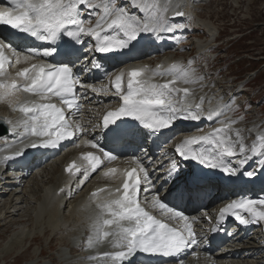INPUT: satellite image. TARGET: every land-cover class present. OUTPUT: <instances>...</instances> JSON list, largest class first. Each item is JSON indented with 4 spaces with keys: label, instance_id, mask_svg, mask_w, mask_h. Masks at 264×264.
<instances>
[{
    "label": "snow or ice",
    "instance_id": "obj_1",
    "mask_svg": "<svg viewBox=\"0 0 264 264\" xmlns=\"http://www.w3.org/2000/svg\"><path fill=\"white\" fill-rule=\"evenodd\" d=\"M10 6L0 8V24L10 26L12 29L21 33L30 34L33 37H40L45 40L55 41L58 36L66 35L72 38L63 49V55L69 58L76 56L78 49L77 43L82 42V35L95 37V51L98 53H109L129 49L134 41H138L143 34H149L154 39L165 33H173L175 28L173 24L167 23L163 19L157 18L151 9L155 5L150 3L137 4L129 0L128 4L121 3L117 6L114 2L94 4L93 0H5ZM103 7L105 16L96 22L95 27H84L85 19H80L81 12L86 9L89 13L98 12ZM126 9H131L129 12ZM143 13L145 15H138ZM114 15L115 18L108 22L107 17ZM176 16L183 17L182 12H177ZM79 23L75 30L68 26H74ZM105 26L109 30L116 31V35H102ZM46 33V35H44ZM5 44L0 42V74L3 73L4 64L7 62L5 57ZM57 51L56 48H49L43 51L45 57L52 55ZM14 56L20 54L12 49ZM28 59L27 56L24 57ZM163 75V73H160ZM27 81L21 87L25 92L39 94L42 98L48 99L49 94L60 97L64 104L72 107V101L66 99L68 95L73 94L77 80L73 78L72 67L69 63H63L56 67L51 65H33L31 72L25 68L18 73ZM142 75L139 70H133L130 73L131 79L127 84V92L122 95L123 106L118 111H110L103 118L104 127L109 130L113 125H117L119 117H131L137 125L152 130L153 132L167 128L178 117L185 120H199L200 106L195 110H186L177 108L168 97L173 93L182 91L185 96L189 90L177 89L173 87L175 81H169L163 84L142 82L137 78ZM17 84L12 82L10 85L0 84V88L17 89ZM115 89L120 92L122 89L121 77L115 81ZM96 91V89H92ZM24 113H33L29 126L32 135L38 137H48L43 141V147H55L57 142L72 133L67 131L69 125L65 119V113L62 108L53 103L32 104L31 107H22ZM219 115V114H217ZM205 119H213V114L209 113ZM223 126L215 129L207 136L192 137L184 140L173 151L184 160L195 161L196 163L207 166L209 169H217L224 173L228 178H235L241 173L238 166L225 164L222 157H232L237 154L236 149L229 143L230 137L227 135L231 131L228 123L221 122ZM117 127H119L117 125ZM237 137L240 133L237 131ZM55 139H52V137ZM207 143L211 148L193 149L191 145ZM260 148L264 149V135L259 138ZM226 145V146H225ZM34 143L32 147H36ZM92 147H98L92 144ZM103 151V149H101ZM243 156L241 164L247 163L245 148L239 149ZM254 156L264 155V152L257 151L253 146ZM22 153H17L21 155ZM109 160L115 159L110 153L105 152ZM89 161H97V158L89 153L84 157ZM93 164V170L95 169ZM75 165L70 166L67 171L71 172ZM79 171V169H77ZM179 171L178 166L173 164V168L166 172V177L172 179ZM109 172H115V169H109ZM264 173V167L257 172L255 169L244 172L243 175L254 180L258 175ZM147 176V171H144ZM127 179L123 183V197L103 205L114 219L103 220V225H116L114 232L103 231V237L114 236L116 242L114 246L119 251L105 254L111 256L115 261H127L137 251L142 253H162L164 255H176L190 243H195V233L192 224L188 223L189 217L179 210H174L167 203L159 199V193L156 194L155 204L160 210L170 214V218L183 220L184 230L171 227L169 224L156 219L137 203L136 193L141 184L137 176V169L133 168L127 172ZM119 191V189H117ZM115 205V207H113ZM232 212L235 218L241 223H247L241 213L249 214L253 219L264 220V198L262 199H239L235 200L221 211V216ZM122 221H127L128 226H123ZM92 241H89L91 245Z\"/></svg>",
    "mask_w": 264,
    "mask_h": 264
},
{
    "label": "rangeland",
    "instance_id": "obj_2",
    "mask_svg": "<svg viewBox=\"0 0 264 264\" xmlns=\"http://www.w3.org/2000/svg\"><path fill=\"white\" fill-rule=\"evenodd\" d=\"M200 7L201 9L197 11L198 18L211 26L214 37L211 38L206 29L200 26V30L194 35L195 38H190L184 50L178 51L177 56H182L185 63L182 79L198 86L199 90L211 91L214 87L219 91L224 89L226 91L224 97L232 100L230 104L235 102V109L238 107L236 119L242 122V127L245 125L246 129L247 126L260 127L264 123V0H206ZM201 43H204L206 49L199 51L198 45ZM236 103H241V106ZM110 104H105L104 107ZM88 106H86L88 115L84 124L88 123V128L92 129L98 123L97 115L102 109H99V105L91 108ZM81 110L78 115L81 114ZM53 172L55 170H49V174L53 175ZM161 172H163L162 168L156 169L157 175ZM46 178L44 174L37 178H27L18 189L22 191L19 194H17L18 190L16 194H14L15 190H10L12 188L8 187L10 184L0 187V218L11 206L15 195L20 198L25 196L23 199L27 202L26 206L22 205L23 210L14 216V219L18 220V216L30 213L45 188L43 181ZM162 180L163 178L160 177L159 181ZM70 203L71 201L67 206ZM67 211L68 208H65L61 212L66 220L69 219ZM23 228H26L25 233L19 238L18 232ZM6 229L7 225L0 223V264L43 262L49 264L50 260L40 257L43 258L45 255L46 258L59 259L60 248L63 246L61 240H64V244L67 241L66 237H56L58 240H53L50 246L52 238L48 236L50 232L35 223L14 225L12 229ZM33 236H37L34 241L31 240ZM13 242L17 244L10 247ZM66 253L70 254L71 251L68 250Z\"/></svg>",
    "mask_w": 264,
    "mask_h": 264
},
{
    "label": "bare ground",
    "instance_id": "obj_3",
    "mask_svg": "<svg viewBox=\"0 0 264 264\" xmlns=\"http://www.w3.org/2000/svg\"><path fill=\"white\" fill-rule=\"evenodd\" d=\"M143 1L146 3H150V4L155 5V7H153V8H158V10H160V11H164V10L167 11L174 6L182 7L184 9V11L186 12V14L193 18L194 22L197 24V29H199L200 26H203V28L206 29L207 34L210 37L212 36L211 38L214 37V34H213L214 30L208 24L201 22V20L198 18V14H197V11H199L201 9L200 6H202L203 2H205L206 0L205 1L204 0H143ZM101 9H103V7H101ZM196 34H197V30H194L193 35H196ZM203 44L204 43H201L198 45L199 51L206 49L205 48L206 46ZM159 61H160V59H157V62H159ZM174 62H176L178 65L180 64L178 61H174ZM146 74L148 75V77H150V75H151V73H149V72H147ZM187 85L189 86V89L191 90V92L194 93L193 95H190L188 97V100L189 101L196 100L201 95V92L196 90V86H194L193 83L192 84L188 83ZM100 86L104 87L105 85L102 83V84H100ZM178 86H180V84H178ZM87 87L88 86H86V88ZM100 89L101 88H99L96 91L101 92L103 94V92H105L107 87H105L104 90H102V91H100ZM86 91L87 90L83 91L84 101H82V102L85 103L86 101H91L88 108H91V106L99 105L98 106L99 109H102L101 112H103L106 109L114 106V102H113L114 99H112V98L109 99L108 97L102 98L101 97L102 94H101V96L98 97V96L93 95L89 91H87V92ZM17 97H18V95L15 94V95H12L11 97L8 96L7 98L6 97L1 98L0 101L5 103V107L0 106V120L4 121L3 117L8 115L9 119L11 121H14L15 123H19L21 121V118L16 115V111L14 110V105L17 102L15 99ZM184 99L187 101L186 97ZM109 103H111L109 106L104 107L105 104H109ZM189 104L193 107V110L196 109L195 108L196 102H193V103L190 102ZM220 104H221L220 100H217L216 103L213 105H206L205 103H204V105L202 104L200 106L201 117L202 118L207 117L210 110L215 109L216 108L215 106H219ZM197 106H198V103H197ZM86 108L87 107H85V106L83 107V111H82L81 115L79 116L80 120L76 119V122L79 121V125L82 128H83V126H82L83 119H84V121H86V119H87L86 116L88 115V113H87L88 111H86ZM92 113H90V115ZM76 118H78V117L76 116ZM4 123L8 126V128L10 127L8 124V121H4ZM86 125H89V124L86 123ZM235 125H238L235 128L241 130L240 128L242 127V122H239L238 124L236 123ZM245 127H246V125H245ZM247 129L249 130L248 134H251L250 131H253L255 129V126H253L251 129H250V127H247ZM83 130H84V128H83ZM241 131L243 133V130H241ZM4 141L5 140L0 139V151L2 149L5 150V148L7 147L8 143H9L8 141L7 142H4ZM78 155H79L78 149H69L67 152H64L60 156H58L52 163L48 164L45 167V169L41 172V174H38V175L33 177V178H37L38 176L44 174V176L47 178L45 181H43V183H45L44 184L45 188L41 191L42 194L38 198L36 206L33 209H31L32 211L30 213H26L24 215L18 216V218H19L18 220L14 219V216L18 215L19 212H21L23 210L22 205L24 206L27 202L26 199H23L25 196L20 198L19 196L16 197V195H15L16 198L14 197V201L11 202V206L8 207V210L5 211L3 217L0 218V223L7 225L6 230L12 229L14 225H23V224L30 225L33 223H35V225H37L38 227L45 228L46 231L50 232L48 234V236L52 237L50 239V246H51V243L53 242V240H55V239L58 240L56 237H58V238H60V237L65 238L66 237L67 241L65 244H64V240L59 239L63 243V246L60 248L61 257L59 259L55 258V257L43 258V259L50 260V261L54 262V264L55 263L56 264H81V258L85 257V256L83 255V253H79L80 258H77L78 255H75L77 252V249L74 246V244L77 241H80L83 238V235L86 233V231H88L90 229V223H91L90 212H91V210L97 208V206H96L97 203L98 204L102 203L107 199L106 195L104 193H102V194H99L97 196H93L92 198H90L88 200L89 192L94 189V185L92 183L91 184L89 183L88 185H84L80 189L79 192H77L79 190L78 185L75 188H73L76 190L77 193H75V195H77V196H70L71 199L73 198L72 206H70V207L67 206L66 205L67 203L65 205H63V201L65 200V197L67 198L70 195L68 190L64 191L62 193V195H58L59 191L62 190L63 188H65L64 182H66V180L68 179L67 176L64 174V166L67 163H69L72 159H76V157H78ZM3 165H4L3 157H1V154H0V171L3 168ZM57 168H58V170H57ZM50 169L55 170V172H53V175L49 174ZM47 175H49V176H47ZM22 181L20 182L19 185H15L14 189L19 188V186L23 183ZM0 184H1V182H0ZM97 184H98V182L95 181V186ZM21 192H22L21 190L20 191L18 190L17 194H19ZM65 208H68V211H67L69 213V219L68 220L63 218L62 214H61V212ZM14 223H16V224H14ZM26 228L20 229V232H18V234L20 236L19 238H22V236L25 233ZM35 237H37V236H33L31 238V240L34 241ZM13 243L10 245V247L15 245L16 242H13ZM99 244H101V243H99ZM68 250H70L71 253L74 254L73 255L74 257L71 256L72 255L71 253L70 254L66 253V251H68ZM92 252H94V250ZM41 254L43 255V253H41ZM191 263H193V261H188V264H191ZM35 264H41V263H35ZM240 264H246V261L242 262Z\"/></svg>",
    "mask_w": 264,
    "mask_h": 264
},
{
    "label": "water",
    "instance_id": "obj_4",
    "mask_svg": "<svg viewBox=\"0 0 264 264\" xmlns=\"http://www.w3.org/2000/svg\"><path fill=\"white\" fill-rule=\"evenodd\" d=\"M5 132H6V130H5Z\"/></svg>",
    "mask_w": 264,
    "mask_h": 264
}]
</instances>
